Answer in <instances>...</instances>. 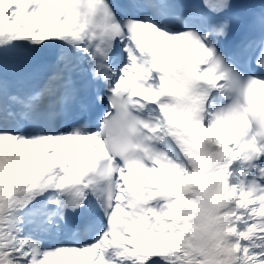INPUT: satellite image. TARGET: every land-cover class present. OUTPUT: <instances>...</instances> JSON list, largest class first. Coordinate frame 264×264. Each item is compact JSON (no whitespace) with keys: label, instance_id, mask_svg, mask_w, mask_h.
Wrapping results in <instances>:
<instances>
[{"label":"snow or ice","instance_id":"6c2138e0","mask_svg":"<svg viewBox=\"0 0 264 264\" xmlns=\"http://www.w3.org/2000/svg\"><path fill=\"white\" fill-rule=\"evenodd\" d=\"M0 264H264V0H0Z\"/></svg>","mask_w":264,"mask_h":264}]
</instances>
